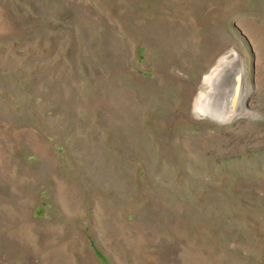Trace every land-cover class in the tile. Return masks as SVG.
I'll return each mask as SVG.
<instances>
[{
    "label": "rangeland",
    "instance_id": "374dc122",
    "mask_svg": "<svg viewBox=\"0 0 264 264\" xmlns=\"http://www.w3.org/2000/svg\"><path fill=\"white\" fill-rule=\"evenodd\" d=\"M0 264H264V0H0Z\"/></svg>",
    "mask_w": 264,
    "mask_h": 264
},
{
    "label": "bare ground",
    "instance_id": "6f19581e",
    "mask_svg": "<svg viewBox=\"0 0 264 264\" xmlns=\"http://www.w3.org/2000/svg\"><path fill=\"white\" fill-rule=\"evenodd\" d=\"M228 68L229 66L224 70H216L215 73L206 79V83L210 87V91L200 95L196 106V110L199 113L214 117L216 110L219 109L220 103L224 98L222 93L217 92V88L223 87V83L226 79L225 74Z\"/></svg>",
    "mask_w": 264,
    "mask_h": 264
},
{
    "label": "water",
    "instance_id": "95a60500",
    "mask_svg": "<svg viewBox=\"0 0 264 264\" xmlns=\"http://www.w3.org/2000/svg\"><path fill=\"white\" fill-rule=\"evenodd\" d=\"M238 79L241 80L240 76L234 78V80H235V82H234V83H235V90H237V92L234 94V97H235L236 103H237V100H238L239 90H240V88L238 87L239 83H238V85H237V81H238ZM236 105H237V104H236ZM231 106L233 107V109L236 108L234 102L232 103ZM234 110H235V109H234ZM201 114H202V113H201ZM227 114H228V115H227ZM227 114H226L227 117H226V119H224L223 122H219V119H218V120H217V119H212V118H210V117H206V118L209 119V120H211V121L217 122V123H227V122L231 121V120H228V121H227L228 117L231 115L229 109H228ZM202 115H203V114H202ZM203 116H204V115H203ZM204 117H205V116H204Z\"/></svg>",
    "mask_w": 264,
    "mask_h": 264
},
{
    "label": "trees",
    "instance_id": "16d2710c",
    "mask_svg": "<svg viewBox=\"0 0 264 264\" xmlns=\"http://www.w3.org/2000/svg\"><path fill=\"white\" fill-rule=\"evenodd\" d=\"M98 254V253H97ZM99 255V254H98Z\"/></svg>",
    "mask_w": 264,
    "mask_h": 264
}]
</instances>
